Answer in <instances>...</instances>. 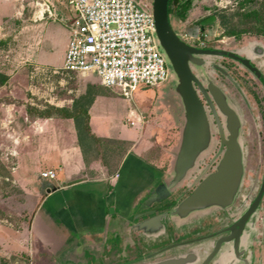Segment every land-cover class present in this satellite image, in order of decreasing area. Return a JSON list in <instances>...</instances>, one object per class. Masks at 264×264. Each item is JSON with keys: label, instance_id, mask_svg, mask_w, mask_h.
Here are the masks:
<instances>
[{"label": "rangeland", "instance_id": "1", "mask_svg": "<svg viewBox=\"0 0 264 264\" xmlns=\"http://www.w3.org/2000/svg\"><path fill=\"white\" fill-rule=\"evenodd\" d=\"M192 5L185 20L169 15L173 30L185 43L202 46V42L229 51H244L255 44L264 47V0H193ZM72 16L68 0H0V74L6 77L0 86V264H65L52 258L48 247H38L34 239L37 235L32 233L36 206L53 185L52 181L42 178L41 173L51 162L55 130L57 127L56 132L60 131L61 126L54 116L47 119L50 128L44 130L46 119L28 114L29 108L71 110L72 100L89 90L110 103L108 110L112 115L121 113L125 118L130 111L137 114L135 107L141 111L144 134L140 145L143 148L153 147L150 145L156 141L163 148L176 147L179 141L183 117L180 100L174 93V80L156 88L139 87L129 99L103 87L95 75L36 74V67L49 71L62 66V50L68 40L67 23ZM211 16L214 21L203 24L201 29L200 21ZM217 60L221 61L220 57L212 61ZM222 61L229 73L234 71L236 78H241L243 73L250 79L243 70H234L236 63ZM216 79L224 86L229 104L244 120L246 114L241 108L244 103L236 90L219 77ZM242 87L244 94L249 95L250 86ZM209 120L212 146L206 159L212 157L219 145L211 116ZM114 122L121 124L113 119L112 128ZM249 129L250 123L245 124L244 133L241 132L244 166L248 171L250 161L246 163V157L252 148H257L254 135V144H248ZM172 160L173 155H167L157 162L170 172ZM111 219V225L124 221L123 218ZM125 221L130 239L127 246H122L120 239L108 236L104 248L96 249L91 255L85 253L79 264L130 263L134 251L130 241H136L139 247L151 244L142 235L134 236L136 229L129 225L130 219Z\"/></svg>", "mask_w": 264, "mask_h": 264}, {"label": "crops", "instance_id": "2", "mask_svg": "<svg viewBox=\"0 0 264 264\" xmlns=\"http://www.w3.org/2000/svg\"><path fill=\"white\" fill-rule=\"evenodd\" d=\"M66 45L67 42L63 53ZM109 104L99 94L94 96L87 107L89 132L81 127L76 129L72 118L57 117L61 129L56 132V127L51 162L44 170L53 171L55 177L46 179L53 185L36 206L32 233L37 235L34 239L38 247H48L52 258L65 264L81 263L85 253L91 255L104 248L108 236L120 239L122 246H126L130 239L125 218L136 212L137 204L169 172L157 161L172 156L175 145L163 148L156 141L150 145L153 147L143 148L141 111L135 107L137 114L130 111L123 118L121 113L112 115ZM113 119L121 124L114 122L112 128ZM47 122L46 119L44 130L50 128ZM93 138L114 148L120 144L128 146L121 156L116 151V162L109 168L101 159L105 147L97 149ZM87 143L92 146L89 148ZM113 217L124 221L111 225Z\"/></svg>", "mask_w": 264, "mask_h": 264}, {"label": "flooded vegetation", "instance_id": "3", "mask_svg": "<svg viewBox=\"0 0 264 264\" xmlns=\"http://www.w3.org/2000/svg\"><path fill=\"white\" fill-rule=\"evenodd\" d=\"M202 44V46L194 47L198 49H218L233 54L232 57L225 55L200 56L202 64L199 67H192V71L199 77L204 87H207L208 81H211L228 99L224 86L216 79L219 77V79L231 84L240 99H242L244 105H242L241 108L246 116L244 115L245 121L243 117H240L241 132L245 129V124L247 125L250 123V129L248 130L250 133L248 134V136L250 135V140H248V144L249 142L250 145L254 144L253 135L256 136L255 139H257L255 144L257 147L256 150L252 148L250 155L246 157V163L250 161V165L248 164L250 166V171L244 166L242 185L233 204L226 209L214 207L196 212L182 221L175 219L163 221V229L156 230L154 234L149 236L145 235L143 231L138 230L135 226L138 220L129 221V225L136 229V236L142 235L147 242H151L149 246L139 247L136 241H130V243H132V250H134L130 255V262L137 261L140 258L156 253L166 247L185 243L182 246L178 245L171 247L161 255L143 261H137L133 264H152L167 259L178 258L181 255L187 254H194L195 262L189 264H202L212 253L218 241H222V239L234 234V231L238 228L233 229V226L249 209L250 217L240 234L237 246H235L234 239L228 242H220L217 252L207 264H244L245 261H247L248 264H264V47L255 44L244 51H229L221 48H214L204 43ZM215 57H220L221 61H212ZM223 59L236 63L237 68H234V70H243L250 79L243 73L241 74V78H236L234 71H230L229 73V71L226 70L228 67H224L222 64ZM239 81L242 85L250 86L248 89L249 95L244 94L245 92L242 90L244 86L242 87ZM199 96L205 104L202 95L199 94ZM247 103L248 105H246ZM219 118L221 121L223 120L220 115ZM243 137L242 135L241 141ZM243 146L242 143V148ZM219 149L220 145H218L212 157L206 159L207 156L210 155L209 150L199 161L197 169L192 172L190 177L185 179L166 200L159 203H152L149 207H145L144 197L137 204L136 212H134L131 217L125 219L128 220L144 211L155 210L169 203H172V206H174L183 200L191 193L203 177L214 170L213 168L219 159ZM243 157L245 160L244 154ZM166 177L167 176L163 179ZM163 179L156 183L151 189L161 183ZM168 209L169 208L166 207L162 208L156 211L154 215L167 211ZM167 239L168 241L166 243H162Z\"/></svg>", "mask_w": 264, "mask_h": 264}, {"label": "water", "instance_id": "4", "mask_svg": "<svg viewBox=\"0 0 264 264\" xmlns=\"http://www.w3.org/2000/svg\"><path fill=\"white\" fill-rule=\"evenodd\" d=\"M168 2L169 0H151V8L155 21V37L173 74L174 93L178 96L182 106L183 124L180 128L178 144L174 149L170 172L161 183L147 193L144 201L145 207L166 200L197 169L199 161L212 146V127L209 116L213 119L215 131L219 137L220 149L218 151L219 159L214 170L203 177L187 197L174 206L169 203L130 218V221L138 220L135 226L147 236L154 234L156 230L163 229V221L171 219L182 221L205 209L230 207L242 185L244 176L240 116L217 86L208 81L207 87H204L199 77L192 71V67H199L202 64L200 56L225 55L232 57L233 54L218 49H198L185 43L171 26ZM199 94L204 98L205 104ZM219 115L223 118L222 121ZM165 207L169 209L154 215L156 211ZM249 217L250 209L233 226V229L238 228L234 234L218 241L212 253L202 264H207L214 256L220 242L234 239L235 246H237L240 234ZM184 244L166 247L137 261L161 255L171 247ZM137 261L126 264H133ZM194 262V254H187L152 264H189ZM244 264H248V262L245 261Z\"/></svg>", "mask_w": 264, "mask_h": 264}, {"label": "built area", "instance_id": "5", "mask_svg": "<svg viewBox=\"0 0 264 264\" xmlns=\"http://www.w3.org/2000/svg\"><path fill=\"white\" fill-rule=\"evenodd\" d=\"M68 6L73 16L63 64L49 71L36 67V74L95 75L103 87L129 99L139 87L173 80L155 37L151 0H68ZM41 176L53 179L55 174Z\"/></svg>", "mask_w": 264, "mask_h": 264}, {"label": "trees", "instance_id": "6", "mask_svg": "<svg viewBox=\"0 0 264 264\" xmlns=\"http://www.w3.org/2000/svg\"><path fill=\"white\" fill-rule=\"evenodd\" d=\"M193 0H169L168 2V13L169 15H176L179 19L185 20L187 12L193 7L192 5ZM214 21V16L207 17L206 19H202L200 21V27L203 29V24L208 23L211 24ZM6 81V77L0 74V86L3 85ZM91 88V85L88 87ZM95 94H91L88 90L83 96H80L73 100V104L71 110L66 108H55V107H48L45 110H39L36 108H29L28 114L35 116L36 118L41 119H48L54 116L59 118H72L75 121L76 129L82 128L83 131L89 132L88 126V115H87V107L91 104ZM88 97V98H86ZM84 99V102L82 101ZM79 137V136H78ZM94 139V138H93ZM95 146L97 149H100L101 146L105 147V151L98 152L103 154L101 157L103 163L107 165L109 168L111 165L115 164L116 160V151L119 156L123 154L126 147L128 145H119L117 148L113 146H109L108 144H101L99 143L98 139H94ZM87 146L90 148L92 145L91 143H87Z\"/></svg>", "mask_w": 264, "mask_h": 264}]
</instances>
